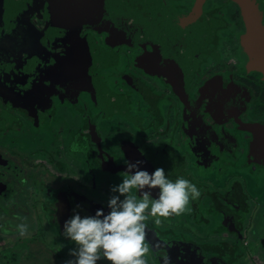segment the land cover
<instances>
[{
    "label": "flooded vegetation",
    "instance_id": "obj_1",
    "mask_svg": "<svg viewBox=\"0 0 264 264\" xmlns=\"http://www.w3.org/2000/svg\"><path fill=\"white\" fill-rule=\"evenodd\" d=\"M196 1L153 6L181 44L203 30L174 61L104 28L53 41L44 0L0 5V225L35 226L2 232L18 258L39 239L56 261L73 259L65 222L108 214L126 162L142 161L201 192L180 216H149L147 264H164L175 242L200 264H264V80L247 69L239 7L206 0L192 19Z\"/></svg>",
    "mask_w": 264,
    "mask_h": 264
},
{
    "label": "clouds",
    "instance_id": "obj_2",
    "mask_svg": "<svg viewBox=\"0 0 264 264\" xmlns=\"http://www.w3.org/2000/svg\"><path fill=\"white\" fill-rule=\"evenodd\" d=\"M126 163L127 171L121 173L122 183L112 188V192L119 195L109 199L108 214L103 210H97L94 216L82 217L77 213L65 222L63 234L76 245L70 250L73 259L65 264H97L101 259L109 264H147L150 247L146 242V221L149 216L160 225L161 218L189 211L190 201L201 196L195 184L183 177L172 181L163 168L150 174L140 170L142 161ZM157 188L158 198H153L150 190ZM23 232L24 229L21 234ZM165 264H170L167 257Z\"/></svg>",
    "mask_w": 264,
    "mask_h": 264
},
{
    "label": "water",
    "instance_id": "obj_3",
    "mask_svg": "<svg viewBox=\"0 0 264 264\" xmlns=\"http://www.w3.org/2000/svg\"><path fill=\"white\" fill-rule=\"evenodd\" d=\"M44 1L46 35L53 41L71 38L81 27L104 28L117 34L134 36L137 40L153 46L165 61L170 60L166 58L167 55H172L171 61H174L179 52L202 46L203 40L198 33L203 34V30L194 32L182 44L172 37L153 11L155 2L159 0ZM205 1H196L190 18H202L200 10ZM230 1L239 7L245 26V33L240 41L241 50L249 59L247 69L260 73L264 80V0ZM20 2L22 0H0V5L10 3L17 6ZM183 20L186 19L182 18ZM174 88L177 93L178 87ZM172 248L168 252L171 253L168 258L170 264H200L197 258L192 262L189 251H193V248L189 245L175 242Z\"/></svg>",
    "mask_w": 264,
    "mask_h": 264
},
{
    "label": "rangeland",
    "instance_id": "obj_4",
    "mask_svg": "<svg viewBox=\"0 0 264 264\" xmlns=\"http://www.w3.org/2000/svg\"><path fill=\"white\" fill-rule=\"evenodd\" d=\"M16 223V221L14 222H8V218L6 221V224H2L0 226H3L2 228H0V236L2 234V232H10L11 230L13 232H18V228L21 225V228H25L26 226H24L26 223H23L22 221L17 224L14 225ZM35 226L33 224H31L30 227H28L25 230V233L30 234L33 233V231ZM39 238V237H38ZM26 241H28V239L26 238ZM31 241V240H29ZM46 242V240H36V243H40V242ZM16 246V249L18 247H21L20 245L17 247L18 244H15V242L13 241H8L6 239L4 240H0V264H62L58 261H56V258H53L54 256H52V252L50 251V249L48 250L47 245L44 243L43 244H35L30 246V248L32 247L31 250V254L30 256H27L25 259V261L23 259H21L22 257L18 258L21 250H15L13 249L11 246ZM36 252V254L38 255V257H35L33 255V253ZM22 255V253H21ZM53 258V259H52ZM19 260V262H18ZM97 264H109V262L107 260L101 259L100 261L97 262Z\"/></svg>",
    "mask_w": 264,
    "mask_h": 264
},
{
    "label": "crops",
    "instance_id": "obj_5",
    "mask_svg": "<svg viewBox=\"0 0 264 264\" xmlns=\"http://www.w3.org/2000/svg\"><path fill=\"white\" fill-rule=\"evenodd\" d=\"M25 225H26V224H25ZM19 227H21V225H20ZM23 233H25V231H24ZM30 234H32V233H30ZM35 244H38V246H39L40 243H35ZM33 255H34V256L36 255V256L38 257V255L36 254V252H34Z\"/></svg>",
    "mask_w": 264,
    "mask_h": 264
}]
</instances>
